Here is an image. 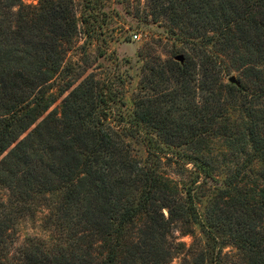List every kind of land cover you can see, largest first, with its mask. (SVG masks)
<instances>
[{"label": "trees", "instance_id": "1", "mask_svg": "<svg viewBox=\"0 0 264 264\" xmlns=\"http://www.w3.org/2000/svg\"><path fill=\"white\" fill-rule=\"evenodd\" d=\"M145 1L137 23L184 60L147 52L129 109L66 62L81 32H107L100 0L79 15L74 0H0V264H170L171 233L192 226L204 241L186 264H221L227 244L232 264H264V0ZM167 161L192 165L188 184ZM37 218L43 236H21Z\"/></svg>", "mask_w": 264, "mask_h": 264}, {"label": "rangeland", "instance_id": "2", "mask_svg": "<svg viewBox=\"0 0 264 264\" xmlns=\"http://www.w3.org/2000/svg\"><path fill=\"white\" fill-rule=\"evenodd\" d=\"M74 2L79 15L82 0ZM97 7L107 23V32L102 35L103 39L100 41L86 40L81 32L67 45L66 62L78 64L76 72H84V75L93 72L101 80L108 78L112 80L125 102V107L132 109L133 94L138 91L142 64L148 58L147 52L150 51L152 57L157 55L162 58L172 57L182 53L179 52L181 45L179 43L173 45L165 36L162 27L157 24L141 21L137 23V19H146L145 0H100ZM133 33H137V39H133ZM127 140L131 141L140 156H145V147L140 138ZM224 150L221 141L215 140L212 152L217 161H224L222 155ZM225 158L228 159L227 156ZM162 170L180 187L188 184L194 174L190 163L167 161L163 164ZM206 199L207 197L202 198L201 208L204 207ZM24 234L43 236L38 218L23 224L21 236ZM170 240L175 244V253L170 264H186L184 258L190 260L193 252L203 244L204 238L198 227L192 226L187 234L173 231ZM238 260L239 251L232 245H224L221 264H232Z\"/></svg>", "mask_w": 264, "mask_h": 264}, {"label": "water", "instance_id": "3", "mask_svg": "<svg viewBox=\"0 0 264 264\" xmlns=\"http://www.w3.org/2000/svg\"><path fill=\"white\" fill-rule=\"evenodd\" d=\"M174 60L182 63L184 60V56L183 54H177L176 56H174ZM227 81L231 84H235V85H239V81L237 79V77L234 74H231L228 78Z\"/></svg>", "mask_w": 264, "mask_h": 264}, {"label": "built area", "instance_id": "4", "mask_svg": "<svg viewBox=\"0 0 264 264\" xmlns=\"http://www.w3.org/2000/svg\"><path fill=\"white\" fill-rule=\"evenodd\" d=\"M132 37H133V39H137V38H138L137 33H133V34H132Z\"/></svg>", "mask_w": 264, "mask_h": 264}]
</instances>
